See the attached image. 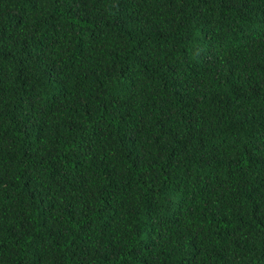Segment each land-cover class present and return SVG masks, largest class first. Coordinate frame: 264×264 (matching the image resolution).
Instances as JSON below:
<instances>
[{
    "label": "trees",
    "instance_id": "obj_1",
    "mask_svg": "<svg viewBox=\"0 0 264 264\" xmlns=\"http://www.w3.org/2000/svg\"><path fill=\"white\" fill-rule=\"evenodd\" d=\"M0 264H264V0H0Z\"/></svg>",
    "mask_w": 264,
    "mask_h": 264
}]
</instances>
